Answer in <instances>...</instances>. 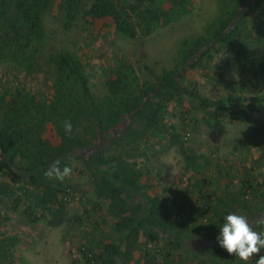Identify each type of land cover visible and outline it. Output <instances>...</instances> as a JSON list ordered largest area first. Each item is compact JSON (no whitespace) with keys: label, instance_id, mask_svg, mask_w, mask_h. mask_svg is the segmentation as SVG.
Returning a JSON list of instances; mask_svg holds the SVG:
<instances>
[{"label":"rangeland","instance_id":"374dc122","mask_svg":"<svg viewBox=\"0 0 264 264\" xmlns=\"http://www.w3.org/2000/svg\"><path fill=\"white\" fill-rule=\"evenodd\" d=\"M107 2L135 36L96 11ZM237 10L234 45L218 42L187 69L188 91L153 95L163 108L150 125L127 113ZM239 52L264 61V0H0V163L13 156L15 166L0 169V264H255L264 249L244 262L217 240L228 212L264 232L255 225L264 217V71ZM56 160L73 169L63 182L16 170ZM123 160L141 170L142 195L164 202L158 234L142 223V198L123 187L122 209L100 194L103 174ZM48 186L58 194L52 211L41 201ZM187 208L193 216L180 217Z\"/></svg>","mask_w":264,"mask_h":264},{"label":"trees","instance_id":"16d2710c","mask_svg":"<svg viewBox=\"0 0 264 264\" xmlns=\"http://www.w3.org/2000/svg\"><path fill=\"white\" fill-rule=\"evenodd\" d=\"M141 3L144 2H157L159 0H137ZM248 0H242V2H246ZM241 8V6L239 7ZM97 12L100 14L112 13L118 23V28L124 32H127L130 36H135V30L130 28L129 25H124L121 19V15L116 10L113 2H107L106 5L103 7L101 6L100 9H96ZM237 10L232 17L227 18L221 23L220 28L215 32L212 38H205L200 37L197 40L191 42L186 50H185V58L184 60L179 63L173 70H170L166 75L162 77H157V84L155 86H151L144 91L142 96L139 100L133 102L127 107V113L131 117H137L139 119H143L149 125L156 120V117L159 115L163 105L160 103L156 105V101L153 99V95L161 96L164 91L171 90V91H188L187 87L182 82V77L185 71L189 68L195 67L203 57L211 56L213 54V49L218 50L216 45L218 42L220 44H228L234 45V39L232 37V32H234V23L236 21V13ZM37 22V21H36ZM35 24L37 25V23ZM239 54L245 58V62L248 66L255 67L256 69L264 71V61L263 60H254L249 55L243 52H239ZM65 61L68 63L70 68L75 71L81 81V86L83 89L84 94L89 99L90 103H93L91 99L88 81L85 74H83L77 67H75L73 61L66 57ZM174 94L171 93L169 100L173 99ZM206 118L210 123H217L218 118L213 117L211 115H206ZM13 156L10 158L12 159ZM85 158V156H83ZM140 158L142 156H139ZM138 157V158H139ZM139 158V159H140ZM11 159L5 160L4 162L0 163V169H4L8 167L9 169L14 168ZM87 162L90 163V158H86ZM54 162H50L49 164H43L31 169H19V174L26 175L29 174L32 177L39 173L41 170H47L50 166H52ZM142 175L141 170H135L134 168L130 167L126 160L119 162L118 166L115 170L111 173L105 172L101 178V185H100V194L102 196H106L111 199L113 205H118V207L125 209L128 205L127 200L124 196L125 189L130 190L132 193L136 194L137 197L142 198L143 200L142 205L146 211V217L143 218L142 223L150 226L157 234L159 229L155 228L156 222H162L159 217V213L164 206L163 200L160 197H152V196H144L140 192L141 184H140V177ZM49 187V186H48ZM248 188L245 187L243 193L245 195L248 194ZM58 196L57 190L55 188L49 187V191L44 192L42 196V205L49 211H52L54 208V199ZM205 198V197H204ZM64 199V198H63ZM181 210H179L180 213ZM203 211V210H202ZM178 213V214H179ZM204 213V212H203ZM209 214V213H208ZM207 214V215H208ZM192 216H189L190 218ZM174 226V225H173ZM111 247V246H110ZM92 256V254H91ZM217 260L216 256L213 257ZM92 259V258H91ZM222 263H226L225 261H221Z\"/></svg>","mask_w":264,"mask_h":264},{"label":"clouds","instance_id":"9594fccd","mask_svg":"<svg viewBox=\"0 0 264 264\" xmlns=\"http://www.w3.org/2000/svg\"><path fill=\"white\" fill-rule=\"evenodd\" d=\"M65 134L69 137L73 134V126L70 121L63 123ZM79 131V129H77ZM72 167L64 165L60 167V161L56 160L44 173L45 177L55 178L63 182L66 177L71 176ZM224 222L219 225V235L217 236L220 247L225 249L230 256L237 257L239 260L247 262L254 255L264 249V232L255 230L253 223L245 214L238 212H228ZM255 225H264V217L255 220ZM255 264H264V255L256 259Z\"/></svg>","mask_w":264,"mask_h":264},{"label":"built area","instance_id":"2783aa9c","mask_svg":"<svg viewBox=\"0 0 264 264\" xmlns=\"http://www.w3.org/2000/svg\"><path fill=\"white\" fill-rule=\"evenodd\" d=\"M191 138V132L190 131H186L184 132L183 134V139L185 141L189 140ZM70 191V190H68ZM80 198V196H77V195H70L69 193L66 194V196L64 197V200L65 201H74V200H78ZM203 205L201 206V209L203 210L204 212V217H203V220L204 221H207V214L210 212L211 208H210V204L204 200L203 201ZM179 213V212H178ZM194 214V211L192 209H182V211H180L179 213V216L180 217H189V216H193ZM151 247H153L154 243H150L149 244ZM91 256V253L89 254ZM173 264H178V262H174Z\"/></svg>","mask_w":264,"mask_h":264}]
</instances>
